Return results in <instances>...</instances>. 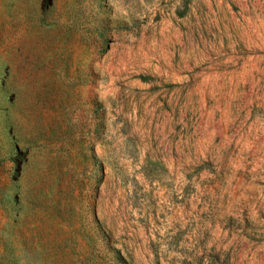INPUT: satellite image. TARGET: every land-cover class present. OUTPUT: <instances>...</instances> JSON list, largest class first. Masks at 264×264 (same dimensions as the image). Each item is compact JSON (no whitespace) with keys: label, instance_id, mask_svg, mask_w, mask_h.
I'll list each match as a JSON object with an SVG mask.
<instances>
[{"label":"rangeland","instance_id":"1","mask_svg":"<svg viewBox=\"0 0 264 264\" xmlns=\"http://www.w3.org/2000/svg\"><path fill=\"white\" fill-rule=\"evenodd\" d=\"M0 264H264V0H0Z\"/></svg>","mask_w":264,"mask_h":264}]
</instances>
